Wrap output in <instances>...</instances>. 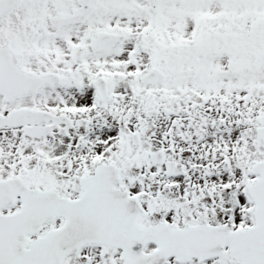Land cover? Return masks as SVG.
<instances>
[{
	"label": "snow or ice",
	"instance_id": "obj_1",
	"mask_svg": "<svg viewBox=\"0 0 264 264\" xmlns=\"http://www.w3.org/2000/svg\"><path fill=\"white\" fill-rule=\"evenodd\" d=\"M0 264H264V0H0Z\"/></svg>",
	"mask_w": 264,
	"mask_h": 264
}]
</instances>
